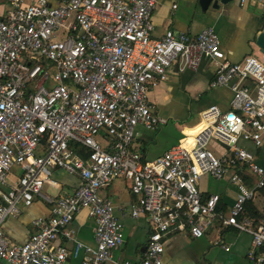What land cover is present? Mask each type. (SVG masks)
<instances>
[{
    "label": "built area",
    "instance_id": "built-area-1",
    "mask_svg": "<svg viewBox=\"0 0 264 264\" xmlns=\"http://www.w3.org/2000/svg\"><path fill=\"white\" fill-rule=\"evenodd\" d=\"M157 3L0 0V264H70L81 253L80 264L110 261L124 236L102 190L118 178L134 196L131 216H145L151 228L135 264H164L167 234L199 238L212 225L248 233L256 248L251 258L264 264V205L257 218L245 214L264 187L256 152L264 148V62L251 54L228 60L212 27L192 37L172 30L153 37ZM204 57L216 62L209 87L232 91L229 108L209 105L194 133L145 159L134 146L137 127L168 123L155 112L150 90L168 79L174 63L178 71L195 70ZM13 165L19 173L10 182ZM55 169L79 176L72 193L44 194L45 183L56 184L49 179ZM205 175L236 188L228 211L218 210V193L201 192ZM37 197L48 203V217L32 220L24 242H11L4 222ZM81 209L95 222L93 249L70 226ZM59 236L71 245L56 244Z\"/></svg>",
    "mask_w": 264,
    "mask_h": 264
},
{
    "label": "crops",
    "instance_id": "crops-1",
    "mask_svg": "<svg viewBox=\"0 0 264 264\" xmlns=\"http://www.w3.org/2000/svg\"><path fill=\"white\" fill-rule=\"evenodd\" d=\"M152 22L153 37H160L167 30L192 37L202 29L212 27L219 36L228 60L237 62L251 54L264 62V55L255 44L256 35L264 30V0H246L244 3L231 0L221 4L218 9L209 6L205 11L201 9L199 0H158ZM215 70L216 62L207 57L201 59L195 70L178 71L174 63L168 71V79L150 90L148 98L154 105L155 112L166 118L168 123L157 130L137 127L134 146L141 149L145 159L153 160L161 155L177 144L182 134L194 133L200 122L201 112L209 105L216 104L222 110L229 108L231 89L227 86L209 87ZM18 173L19 167L13 165L8 176L9 181L14 182ZM49 179L56 183H45L43 186L44 194L50 196L70 194L80 184L78 175L62 169L51 171ZM50 188L56 192H49ZM200 190L206 195L218 193V207L223 205L224 211H228L236 197V188L227 178L216 180L202 176ZM102 194L113 202L114 214L122 224L124 236L123 244L113 251L112 259L105 264H135L145 251L151 230L150 223L145 216H131L130 205L134 196L127 180H113L102 190ZM253 204L260 210L264 205V195L259 192ZM48 215V203L37 197L18 217L6 219L2 226L4 235L11 242H24L32 232V220L37 217L46 218ZM70 226L75 231V239L85 248L95 247V222L88 216L87 210H79ZM219 238L222 243H219ZM57 243L71 245L63 236H59ZM221 245L229 249L225 250ZM255 251L248 233L231 227L212 225L199 238L175 231L167 234L162 260L164 264H258L251 258ZM81 254L76 258L71 257L70 264H80Z\"/></svg>",
    "mask_w": 264,
    "mask_h": 264
},
{
    "label": "water",
    "instance_id": "water-1",
    "mask_svg": "<svg viewBox=\"0 0 264 264\" xmlns=\"http://www.w3.org/2000/svg\"><path fill=\"white\" fill-rule=\"evenodd\" d=\"M231 0H199L201 9L205 11L209 6L214 9H218L221 4H226ZM255 44L259 47L260 51L264 55V30L259 32L255 37ZM232 117V114H230Z\"/></svg>",
    "mask_w": 264,
    "mask_h": 264
},
{
    "label": "trees",
    "instance_id": "trees-1",
    "mask_svg": "<svg viewBox=\"0 0 264 264\" xmlns=\"http://www.w3.org/2000/svg\"><path fill=\"white\" fill-rule=\"evenodd\" d=\"M245 146L249 149V150H253V147L249 144H245ZM257 153L260 154V158H259V163L264 166V158H263V154H264V148L263 150L262 149H257L256 150ZM259 192L264 195V187L260 188L257 192V195L259 194ZM256 195V196H257ZM256 198V197H255ZM254 200V199H253ZM253 200H249L246 204H245V214L249 215V216H252V217H255L257 218L260 214V210H258L254 204H253ZM218 210L220 211H224V206H219L218 207Z\"/></svg>",
    "mask_w": 264,
    "mask_h": 264
},
{
    "label": "rangeland",
    "instance_id": "rangeland-1",
    "mask_svg": "<svg viewBox=\"0 0 264 264\" xmlns=\"http://www.w3.org/2000/svg\"><path fill=\"white\" fill-rule=\"evenodd\" d=\"M197 117V116H196ZM198 119V118H197ZM200 119H201V117H200ZM49 192H51V193H54V192H56V190H53V189H51L50 188V191Z\"/></svg>",
    "mask_w": 264,
    "mask_h": 264
}]
</instances>
